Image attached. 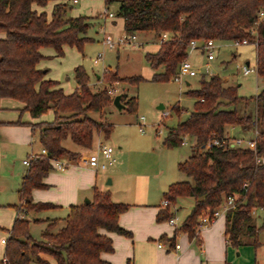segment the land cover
<instances>
[{"label":"trees","instance_id":"obj_1","mask_svg":"<svg viewBox=\"0 0 264 264\" xmlns=\"http://www.w3.org/2000/svg\"><path fill=\"white\" fill-rule=\"evenodd\" d=\"M112 0H105L108 6ZM49 0H0V31L6 38L0 40V103L13 99L26 105L25 111L39 118L48 111L55 115L51 123L34 125L39 128L40 144L52 157L77 162L80 154L62 146V141L84 149H91L95 133L108 138L113 125L91 118L103 115L112 105L107 89L93 92L89 76L83 67L74 69L76 90L66 95L58 82L45 79L48 71L39 68L44 59L40 50L53 48L57 56L64 55L63 47L82 50L88 31L98 18L69 16L70 7L56 5L51 19L35 6L46 7ZM264 0H119L116 17L123 20L126 36L153 33L157 40L163 33L168 39L159 45L156 53H147L145 60L155 72L153 82H170L188 58L192 43L201 46L208 41L216 44L247 41L257 50V73L264 77ZM108 82L124 81L138 84L144 79H121L116 73L105 74ZM196 99L193 109L184 121L169 130L163 146L172 149L190 140L193 152L178 164V170L190 180L171 184L163 193L170 206L157 215L158 222L173 217L175 203L182 198L193 200V207L182 225V231L191 240H198L197 221L204 212L212 215L229 196H236L235 208L225 215L228 242L234 246H257L258 236L264 231V214L260 226L255 212H264V89L254 97L257 115L240 116L233 108L239 101L237 87L226 86L220 76H202L200 88L189 91ZM129 113L137 110V100L122 96ZM178 107L173 111L178 114ZM1 110V105H0ZM256 124L262 131L255 148L238 146L203 149L211 139L219 141L230 127L243 130ZM53 170L48 159L34 160L19 191V215L7 241V264H108L101 256L113 252L112 239L106 233L131 238V233L119 225V218L129 205L111 200L109 192L94 189L88 204L74 205L63 226L50 223L36 240L31 231L30 214H40L56 206L51 203H33L36 189L46 187L43 179ZM26 211L27 217L20 215ZM127 264H132L128 261Z\"/></svg>","mask_w":264,"mask_h":264},{"label":"rangeland","instance_id":"obj_2","mask_svg":"<svg viewBox=\"0 0 264 264\" xmlns=\"http://www.w3.org/2000/svg\"><path fill=\"white\" fill-rule=\"evenodd\" d=\"M68 5L70 17L81 15L95 17L99 21L95 22V25L88 31L87 37L92 41L86 42L81 51L76 47L67 46L64 49V55L56 57L53 48L44 49L45 55L51 56L44 60V65L50 70L51 78L60 82L65 92L73 93L76 88L74 69L81 66L89 76V87L93 92L112 88L115 90L116 96L121 95L127 99L137 100L135 113H129L127 109L118 111L111 105L104 110L102 118L99 113L90 114L91 118L96 121L103 120L113 125L110 136L105 138L100 135V138L105 145L112 146L118 156V164L105 170H99V176L103 174L101 178L99 177V183L101 180L104 183L111 181L108 188L113 202H116V199L124 198L125 195L128 196L125 200L129 202L135 200L137 189L143 186L144 190L148 189L150 200L154 204L162 203L163 193L171 184L190 180L179 172L178 164L187 160L192 154L193 143L187 139V145L167 149L163 146V140L169 130L184 121L187 114L192 111L196 99L187 93L200 88L202 76L209 77L204 68L206 63L204 57L201 54H192L188 59L192 66L199 71L196 77H182L180 81L153 82L152 76L155 72L146 62L145 55L155 53L159 48L154 34L141 33L142 35L137 36L135 40V43L140 44L137 46L124 45L111 50L105 45L106 39L117 42L121 37H126L121 21L116 18L119 0H112L108 6L105 0H79L77 5H73L70 1ZM52 7L53 2H49L45 7V12L50 14ZM105 11L107 14H113L114 19L101 18L105 17ZM218 45L221 48L220 54L215 61L210 63L211 72L219 74L220 77H227L229 81H224L221 78L226 86L237 87L239 101L231 109H235L240 116L255 118L254 97L264 89V80L257 74L244 76L241 71L248 61L252 67H256L255 47L253 45L235 47L233 43ZM232 54L236 55L231 56ZM97 59L99 62L95 63ZM109 72L116 73L117 77L121 79L142 77L144 80L138 84L124 81L108 82L105 74ZM98 77L100 78L98 79ZM161 105L164 109H159ZM174 106L178 107V114L173 111ZM166 111L170 115L163 118L162 115ZM140 118H144V133L139 131V124L142 123ZM37 129L39 131V128ZM262 129V126H257L255 129L251 126L243 131L247 132L245 138H242L241 134L235 137L243 140V146H247L249 144L247 141L255 139L256 130L260 133ZM67 143L70 144V140ZM113 181L114 183H112ZM13 197V204L20 207L18 191ZM86 199L87 197H84L81 204H84ZM177 204L181 208L179 213L174 216L178 217L181 223L184 217L189 214L193 200L190 198L180 199L172 210ZM16 207L13 209L17 210ZM68 215L69 209L66 208H55L40 214H30L28 219L32 222L30 231L33 237L40 240L41 232L46 228L47 219H50L49 222H57L58 227H61ZM262 216L263 214L256 218L259 225L262 223ZM38 219L40 222L37 221ZM9 238L10 233L5 239L8 241ZM47 260L50 264H55L50 258ZM32 264L39 263L33 262Z\"/></svg>","mask_w":264,"mask_h":264},{"label":"crops","instance_id":"obj_3","mask_svg":"<svg viewBox=\"0 0 264 264\" xmlns=\"http://www.w3.org/2000/svg\"><path fill=\"white\" fill-rule=\"evenodd\" d=\"M70 1L72 2V0H49V2H53L50 14L45 12V7L41 8L35 6V10L39 13L45 12L48 18L51 19L52 11L56 5H68ZM72 4H79V0L78 3L74 4L72 2ZM79 16L81 15L71 17L75 18ZM110 19L113 20L114 17ZM117 19L121 21L123 26V20ZM113 24H115L114 21ZM136 35L140 36L142 34L139 33ZM6 36L5 32L0 31V40L5 39ZM247 45H253L256 50L254 44ZM217 46L218 47L215 49V58L212 61H208L201 48V44L196 43L195 48L189 51L187 60L192 54H201L206 62L204 65L205 70L208 69L211 71L210 63L215 61L220 54L221 48L218 44ZM65 47H63V52ZM44 49L45 48L40 50L44 59L40 62L39 68L48 71L45 79L58 82L55 78H51L50 70L44 65V60L51 57L50 55H45ZM158 49L156 51H158ZM233 55L236 54H232L231 56ZM54 56L59 57L56 52ZM244 66L252 67L249 61L246 62ZM213 75L219 76V74L214 73ZM257 76H259L258 73ZM99 78L100 77H98V79ZM221 78L224 81H229L227 77L222 76ZM260 78L264 80V77ZM58 84V87L64 91L61 83L58 82ZM64 93L66 95L72 94V92L65 91ZM0 105V264H7V243H3V240H5L6 236L8 237V233L12 230L19 215L18 209H13V207H16L15 204H13V196L15 192L18 191L19 193L21 190L25 176L30 169L29 166L24 164V161L28 159L32 153H40L42 149L40 144V131H38L34 125L51 123L54 121L55 115L52 111H48L39 118H34L29 112L25 111L26 105L24 103L13 99H3ZM254 107L256 116V105H254ZM252 127L255 129L257 125L253 124ZM243 131L244 130L239 127H231L228 129V133L231 134L229 136L231 141H234L236 139L235 136L240 134L242 138L246 136L247 132ZM100 135L99 133L94 134L91 149H84L77 146L72 143L70 139L62 141V146L73 153H79L80 156H84L92 152V149L96 148L98 145H105L101 141ZM68 140H70V144L67 143ZM251 141L253 140H250V142ZM250 142L247 141V143ZM67 144L69 145L67 146ZM250 146L251 145L247 144V146H243V148H248ZM116 152L115 150L117 158L116 164H118ZM102 175L99 176V170L96 171L91 168L82 167L78 162L64 172L52 170L43 179V183L46 187L33 191V203H51L55 205L56 208L66 209L74 205H79L82 203L81 201L84 197H87V199L89 198V200L92 198L94 189L101 192H110L108 188V185L111 184L110 180L108 183H104L102 180L99 183V177L101 178ZM112 183H114V181ZM144 189L143 186L139 187L136 191L135 200H131V202L125 200L128 198L127 195H125L124 198L115 200L116 203H127L130 206V208L120 216L119 225L132 235L131 238H127L115 233H106L112 239L114 249L112 253H104L101 256L108 264H127L128 261H131L132 264H264V231L258 236L259 244L257 246L247 244L234 247L228 242L224 215L209 228L199 231L197 235L198 242L196 240H191L181 228L184 220L190 214L193 205L190 208L189 214L184 217L181 223L179 222V227L176 228L170 225L169 222L157 221L158 213L163 210L162 203L159 202L158 204H154V202L150 200L148 189ZM180 208L179 204H177L173 209L174 214H178ZM254 214L256 225L260 226L257 224L256 218L264 214V212L258 210ZM49 220L50 219H47L48 222L45 223L46 227L52 223L49 222ZM37 221L40 222V219ZM176 244L180 245V250L174 249ZM159 245H162V247H159Z\"/></svg>","mask_w":264,"mask_h":264},{"label":"built area","instance_id":"obj_4","mask_svg":"<svg viewBox=\"0 0 264 264\" xmlns=\"http://www.w3.org/2000/svg\"><path fill=\"white\" fill-rule=\"evenodd\" d=\"M72 2L74 4L78 3V0H72ZM104 16L105 17H101V18H113V14L108 13L107 11L104 12ZM260 18H264V13L260 14ZM137 35H132V36H126V37H121L117 42L111 40V39H106L105 45L111 49L114 50L116 49L118 46H124V45H133V46H137L140 44L135 43ZM168 39V35L166 33H163L161 35V37L157 40L158 44H162L164 43L166 40ZM247 41H236L233 43V45L235 47H238L240 45H247ZM195 43H192V45L190 46V50H193L195 48ZM217 44L213 41H208L207 43L203 44L201 46L202 50L204 51V54L206 56V59L208 61H212L215 58V49L217 48ZM99 62V59L95 60V63ZM242 74L244 76H247L249 74L252 73H256L257 74V68H252L249 66H243L241 68ZM199 74V71L196 70L192 64L186 59L185 61H183L178 69V73L177 75L174 77V81H180L182 77H196ZM206 74L209 77H213V73L210 70H206ZM107 93L109 95V97L113 99L116 97L115 94V90L112 88L107 89ZM170 113L168 111L163 113V118H167L169 117ZM140 121L142 122L141 124H139V131L141 133H144L143 127V121L144 118H140ZM159 132V131H158ZM160 133V132H159ZM258 132L256 130L255 132V139L253 141H251L249 143V145H251L248 148L254 149L255 148V141L257 139L258 136ZM182 145H187V141L186 139L183 140ZM238 146V147H243V141L241 139H235L234 141H231L229 135L227 134L223 140L219 141L218 139H211L209 140L208 144L206 146L203 147V149L206 150H210L213 147H226V146ZM40 157H44L46 159L49 160V162L52 165V168L54 171L57 172H64L67 169H69L70 167L76 165V162H69L66 160H62V159H57L55 157H52L51 154L44 148H42L40 150V153H32L28 159H26L24 161V164L31 167V164L34 160L39 159ZM78 164L82 167L85 168H91L94 169L96 171L98 170H105L108 167H112L117 163V158L115 156V149L110 146V145H98L97 148L90 152L87 153L84 156H80L78 159ZM237 197L236 196H229L223 203V205L216 210L212 215L206 214V213H202L200 215V217L198 218L197 221V226H196V235L199 234V231L202 229H207L210 226H212L220 217L224 216L227 214V212H229L231 209L235 208V203H236ZM170 206V203L168 200L164 199L162 201V208L166 209ZM27 217V212L24 211L21 215L20 218L24 219ZM170 223V225H172L173 227L178 228L179 227V219L178 217L174 216L170 218V220L168 221ZM3 243H7V240H3ZM159 247H162V245H159ZM175 250H180V245L176 244L174 247Z\"/></svg>","mask_w":264,"mask_h":264},{"label":"water","instance_id":"obj_5","mask_svg":"<svg viewBox=\"0 0 264 264\" xmlns=\"http://www.w3.org/2000/svg\"><path fill=\"white\" fill-rule=\"evenodd\" d=\"M112 105L118 110V111H122L124 110L126 107L124 104H122V96L121 95H117L112 102ZM159 109H164V107L161 105L159 106ZM89 199H86L84 204H88L89 203Z\"/></svg>","mask_w":264,"mask_h":264}]
</instances>
